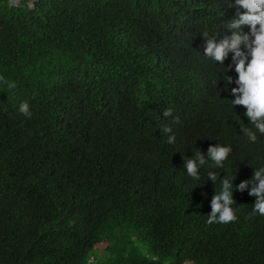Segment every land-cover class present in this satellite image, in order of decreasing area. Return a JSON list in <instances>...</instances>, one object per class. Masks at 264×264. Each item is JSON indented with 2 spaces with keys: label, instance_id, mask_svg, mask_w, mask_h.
Instances as JSON below:
<instances>
[{
  "label": "trees",
  "instance_id": "trees-1",
  "mask_svg": "<svg viewBox=\"0 0 264 264\" xmlns=\"http://www.w3.org/2000/svg\"><path fill=\"white\" fill-rule=\"evenodd\" d=\"M235 4L0 0V264H264V216L237 190L264 167V134L231 102L233 54L204 56ZM218 144L223 166L189 176ZM226 177L237 219L208 224Z\"/></svg>",
  "mask_w": 264,
  "mask_h": 264
},
{
  "label": "clouds",
  "instance_id": "clouds-1",
  "mask_svg": "<svg viewBox=\"0 0 264 264\" xmlns=\"http://www.w3.org/2000/svg\"><path fill=\"white\" fill-rule=\"evenodd\" d=\"M19 2V0H15ZM236 7L243 8L245 13L240 14L238 19H234L229 23L228 30L232 35L225 36L219 42L216 39L205 36L206 48L204 56L223 64L229 53H232V65L238 73V79L235 84L238 87L232 88L231 93L235 96L232 100L234 106H243L247 109L245 115L249 118L250 123L255 126L259 133L264 134V0H236ZM31 6V5H30ZM241 26H250V35L240 31ZM242 45L247 51H242ZM251 57L250 61L248 57ZM0 77V80H3ZM226 85L233 83L231 77H225ZM7 83V81H5ZM10 88L14 85L9 84ZM20 113L27 117H31L30 107L27 102H24L19 107ZM172 115V110L165 109L164 117ZM174 122L179 123V118H174ZM165 132L171 133V128H165ZM248 137L249 141L255 143L257 136L251 128L241 129ZM175 135H170L168 138L169 144L175 143ZM232 152L230 146L216 145L210 146L207 151V159L197 151L196 156L186 159L184 167L186 172L192 178L198 180L199 169L210 159L213 162V167H222L223 162L229 157ZM209 179L212 182L217 180L216 172H208ZM226 177L221 182L222 189L211 199V213L208 215V224L212 223H230L234 222L237 217L235 210L232 208L233 188L231 180ZM251 181H244L238 185L237 190L243 192L248 188L249 184L252 189L249 195L256 198L253 205V213L264 216V167L254 169V175Z\"/></svg>",
  "mask_w": 264,
  "mask_h": 264
},
{
  "label": "water",
  "instance_id": "water-1",
  "mask_svg": "<svg viewBox=\"0 0 264 264\" xmlns=\"http://www.w3.org/2000/svg\"><path fill=\"white\" fill-rule=\"evenodd\" d=\"M20 1H22V0H19V2ZM31 1V0H30ZM9 2L11 3V4H17V3H19V2H15V0H9Z\"/></svg>",
  "mask_w": 264,
  "mask_h": 264
}]
</instances>
